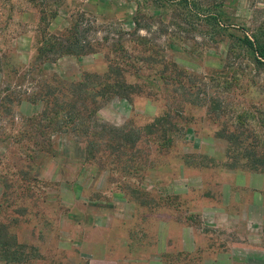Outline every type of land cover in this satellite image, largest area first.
<instances>
[{
    "label": "rangeland",
    "instance_id": "1",
    "mask_svg": "<svg viewBox=\"0 0 264 264\" xmlns=\"http://www.w3.org/2000/svg\"><path fill=\"white\" fill-rule=\"evenodd\" d=\"M254 30L264 0H0V264L216 257L206 210L226 171L264 157ZM76 40L96 52L61 56ZM84 73L100 75L86 78L98 124L65 129V83ZM108 129L115 150L84 159Z\"/></svg>",
    "mask_w": 264,
    "mask_h": 264
},
{
    "label": "crops",
    "instance_id": "2",
    "mask_svg": "<svg viewBox=\"0 0 264 264\" xmlns=\"http://www.w3.org/2000/svg\"><path fill=\"white\" fill-rule=\"evenodd\" d=\"M246 168L226 171L219 199L207 207L204 233L216 257L204 264H264V158L257 167ZM188 239L184 247L192 249L195 243ZM106 260L100 255L92 264H108Z\"/></svg>",
    "mask_w": 264,
    "mask_h": 264
},
{
    "label": "trees",
    "instance_id": "3",
    "mask_svg": "<svg viewBox=\"0 0 264 264\" xmlns=\"http://www.w3.org/2000/svg\"><path fill=\"white\" fill-rule=\"evenodd\" d=\"M213 17L215 18L216 16H213ZM214 23L218 24L217 21H214ZM76 41L72 42V44L73 45L75 44V47H76L74 50H72L71 48H69L71 51L69 49H62V53H60V55L62 56V55L69 54V53H95L96 52V50L91 47L83 48L84 46L81 44L78 45L79 42L78 41L76 42ZM243 44L250 51V54L253 57L254 61L264 65V37L260 34V32H258V30H254L250 34H245L244 39H243ZM57 47L59 48V45H57ZM58 48H55V49L50 48L47 51L56 52L60 50V48L59 49ZM47 58H48L47 60H49V57ZM34 65L35 64H32L29 69L34 68ZM89 76L99 77L100 75L84 73L83 78H81L80 80H77L75 82L71 81L69 83H65L66 86H64L65 89L63 90L64 91L63 94L67 95V101H66L67 103L64 106V110H65L64 112L68 114L67 119L69 121L68 125L65 126V129L66 128L69 129L70 127V129H73V130L75 129L87 130L89 126L92 127L91 123H93L94 126L98 124V122L95 120H89L92 116L93 117L95 116L96 110L98 108L97 107L98 105H95L91 108H89L88 106V104L91 105V102L87 101L86 97L87 95H89L87 93L96 92V89L89 87L86 82V78ZM119 86L120 84L117 85V88ZM111 91L113 93H119L118 92L119 89L113 90V87ZM100 100H102V98ZM78 101L80 102L78 103ZM52 102L53 101L50 102V106H48L49 108L52 107ZM52 112H53L52 117L55 118V121H53V123L57 122V120L59 121L63 119L64 112H62L58 116H57L56 110H53ZM99 124L102 125L103 123H99ZM104 124H105L104 126L106 127L107 124L106 123ZM73 130H70V131H73ZM109 132H110V129H108V136L105 134V136L108 137L107 141L100 142V144L97 145L98 147L92 146L90 149H88L87 147H90L94 143L90 141L86 142V140L83 141L85 145V149H88L90 152V153L87 152V155L84 159L95 162L97 160V157L99 156L97 155V153H102L103 151H106V150H108L109 153H112V150H115V146L111 142V138L115 136H113L112 134H109ZM116 138H117L116 144L119 145L120 149L122 148L121 153L128 154L126 153V151L128 149L132 150L134 146V143L132 142L133 140L132 141L130 140V138L134 139L133 136L127 134V135L116 136ZM263 158L264 157H260L259 160L252 159L251 162H249L246 167H248V165L253 168L257 167L258 162ZM129 160H131V157L129 158Z\"/></svg>",
    "mask_w": 264,
    "mask_h": 264
}]
</instances>
